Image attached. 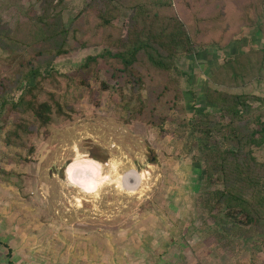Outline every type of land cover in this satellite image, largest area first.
Returning a JSON list of instances; mask_svg holds the SVG:
<instances>
[{
  "label": "rangeland",
  "instance_id": "374dc122",
  "mask_svg": "<svg viewBox=\"0 0 264 264\" xmlns=\"http://www.w3.org/2000/svg\"><path fill=\"white\" fill-rule=\"evenodd\" d=\"M180 1L0 0L10 37H0V102L8 110L27 91L52 108L47 126L25 106L1 118L0 264H264V236L237 228L247 226L243 214L204 207L215 206L207 193L222 186L206 181V142L194 130L230 124L209 101L217 92L264 99V22L224 50L181 54L172 72L146 56L123 74L90 60L121 50L146 21L164 31L173 18L189 22ZM247 1L264 16V0L194 3L242 16ZM100 5L107 28L98 25ZM33 69L39 74L26 81ZM254 154L264 163V146ZM68 163L95 175L70 186L61 175Z\"/></svg>",
  "mask_w": 264,
  "mask_h": 264
},
{
  "label": "trees",
  "instance_id": "16d2710c",
  "mask_svg": "<svg viewBox=\"0 0 264 264\" xmlns=\"http://www.w3.org/2000/svg\"><path fill=\"white\" fill-rule=\"evenodd\" d=\"M194 1H180V6L185 8L189 22L184 18H173L171 20L173 24L175 23L173 30L164 31L158 30L156 25L146 21L143 26L137 27L130 38L128 37L121 50L117 52L106 50L90 60L112 68L115 74H123L136 69L146 56L156 70L172 72L181 54L195 56L200 49L210 46L224 50L234 42L244 28H259V22H264V16L261 15L258 19L253 16L252 3L249 1L244 6L242 16L227 13L225 10H221L218 14H208L203 8L195 5ZM108 5L112 8L110 1ZM103 13L100 5L98 16L96 14L98 25L107 28L111 26V21ZM8 34L7 27L0 24L2 43L4 40H10ZM58 53L64 52L59 50ZM36 74H39L38 70L33 69L26 75L25 80L30 81ZM131 77L134 82L143 81L140 73H133ZM238 80L240 83H246L239 78ZM217 94V100L209 101L218 106L222 119L230 117V124L221 127L220 123L210 121V125H205L204 128L200 123L194 127L195 132L200 136L199 140L206 142L203 152L207 164L206 170H203L206 181L211 187L222 186V189L215 188L207 193L215 206H211L210 201H207L204 207L210 206L213 210L225 206L230 211L243 214L247 226L237 225L240 233L244 237L264 236V163H260L254 154L256 148L264 146L262 121L264 99L255 95H236L227 91ZM3 97L0 102V122L5 114L12 116L11 111L19 113L21 106H25L42 126H47L52 121L51 106L48 103L39 105L35 99L28 97L27 91L21 94L18 104H13L8 110V103ZM180 98L181 92L178 90L175 101ZM251 102L260 103L259 108L255 110ZM166 117L169 119L170 116ZM243 119L245 122L249 121L247 126L243 129L236 127V122ZM252 123L260 126L253 128ZM22 127V124H16L13 133L18 134Z\"/></svg>",
  "mask_w": 264,
  "mask_h": 264
},
{
  "label": "bare ground",
  "instance_id": "6f19581e",
  "mask_svg": "<svg viewBox=\"0 0 264 264\" xmlns=\"http://www.w3.org/2000/svg\"><path fill=\"white\" fill-rule=\"evenodd\" d=\"M90 166V165H89ZM94 166V165H93ZM89 169L88 165L84 167H79L77 165H74L69 168V175L70 179L74 182H78L79 184H85L86 182H89L92 177L95 175V167L90 166ZM94 169V170H93Z\"/></svg>",
  "mask_w": 264,
  "mask_h": 264
},
{
  "label": "water",
  "instance_id": "95a60500",
  "mask_svg": "<svg viewBox=\"0 0 264 264\" xmlns=\"http://www.w3.org/2000/svg\"><path fill=\"white\" fill-rule=\"evenodd\" d=\"M72 163H68L65 164L63 171L61 172V175L63 176V178L66 180V182L71 186L73 185V182L70 179V175H69V167L71 166Z\"/></svg>",
  "mask_w": 264,
  "mask_h": 264
},
{
  "label": "crops",
  "instance_id": "0c3cea01",
  "mask_svg": "<svg viewBox=\"0 0 264 264\" xmlns=\"http://www.w3.org/2000/svg\"><path fill=\"white\" fill-rule=\"evenodd\" d=\"M49 264H51V263H49ZM55 264V263H54ZM65 264V263H64ZM66 264H75V263H72V261H71V263H69V262H67Z\"/></svg>",
  "mask_w": 264,
  "mask_h": 264
}]
</instances>
